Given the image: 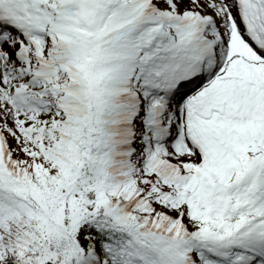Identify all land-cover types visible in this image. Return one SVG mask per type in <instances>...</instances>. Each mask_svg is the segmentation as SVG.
<instances>
[{
    "label": "snow or ice",
    "instance_id": "snow-or-ice-1",
    "mask_svg": "<svg viewBox=\"0 0 264 264\" xmlns=\"http://www.w3.org/2000/svg\"><path fill=\"white\" fill-rule=\"evenodd\" d=\"M0 264H264V0H0Z\"/></svg>",
    "mask_w": 264,
    "mask_h": 264
}]
</instances>
